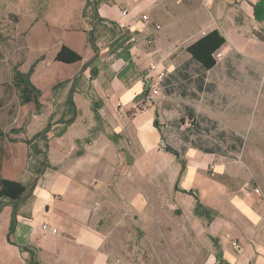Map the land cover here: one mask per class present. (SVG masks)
I'll return each mask as SVG.
<instances>
[{
	"label": "crops",
	"instance_id": "0c3cea01",
	"mask_svg": "<svg viewBox=\"0 0 264 264\" xmlns=\"http://www.w3.org/2000/svg\"><path fill=\"white\" fill-rule=\"evenodd\" d=\"M83 8L76 4V15L17 18L14 28L26 32L23 41L11 34L0 35V86L4 87L0 92V175L27 189L19 201L0 199V264H30L31 253L37 264H112L105 247L118 215L145 212L157 196L135 193L136 174L125 167L119 152L126 134L146 149L160 138L154 126L156 108L131 115L147 99L150 61L166 69L168 79L175 81L176 74L193 62L187 48L217 30L225 43L214 55L215 66L205 72L241 59L250 70L248 77L262 78L264 86V0H101L98 16L108 27L125 25L136 41L122 48L96 43V59L88 43L86 21L90 19L83 17ZM143 16L148 19L144 21ZM0 27L7 29V24ZM146 39L152 43L146 44ZM63 46L82 60L56 62ZM35 63L29 80L41 93L36 99L39 111L33 102L35 91L14 82V70L26 74ZM62 82L67 84L55 89ZM69 97L75 117L65 125L61 121L71 117ZM23 98L28 102H22ZM107 124L120 139L108 138ZM47 126L46 141H34L48 163L40 170L41 158L27 142ZM185 158L188 163L182 156L186 168L178 186L192 195L175 192L193 214L196 199L210 213L209 220L202 218L209 223L216 245L207 264L221 263L219 258L221 264H264V181L259 178L260 189L245 195L244 188L229 189L205 175L211 162L214 175L221 174L226 169L221 159L195 148ZM177 163L175 184L182 168ZM121 182L127 183L130 193H120ZM165 199L158 195L156 200L159 204ZM43 225L49 229L42 231ZM233 241L239 243L238 249ZM182 243L175 242L176 246Z\"/></svg>",
	"mask_w": 264,
	"mask_h": 264
},
{
	"label": "rangeland",
	"instance_id": "374dc122",
	"mask_svg": "<svg viewBox=\"0 0 264 264\" xmlns=\"http://www.w3.org/2000/svg\"><path fill=\"white\" fill-rule=\"evenodd\" d=\"M88 2L0 0V25L7 24V29L0 27V35L11 34L23 41L26 32L14 28L17 18L27 14L76 15V4H83L82 15L85 12L90 19L86 21L89 36L94 24L90 9H86ZM96 35L98 45L114 46L108 26L98 28ZM236 60L210 72L190 62L185 71L182 68L176 74L175 81L167 75L160 98L147 95L131 110V115H136L156 108L161 134L150 149L136 146L127 134L120 142L124 146L119 152L127 163L125 167L136 174L134 191L166 199L158 204L156 196L145 212L118 215L105 247L112 264H207L215 248L209 223L187 210V203L180 201L173 190L179 166L175 158L165 153V147L180 151L185 160L190 148L201 154L211 152L205 155L221 159L226 169L214 175L215 164L211 162L204 169L205 175L229 189L244 188L245 195L259 188V178L264 181V86L262 78L248 77V66L241 59ZM183 71L188 77L185 81L181 78ZM3 88L0 86V92ZM113 130L107 124L108 138L115 135ZM126 184L121 182L120 193H130ZM178 240L183 243L176 246Z\"/></svg>",
	"mask_w": 264,
	"mask_h": 264
},
{
	"label": "trees",
	"instance_id": "16d2710c",
	"mask_svg": "<svg viewBox=\"0 0 264 264\" xmlns=\"http://www.w3.org/2000/svg\"><path fill=\"white\" fill-rule=\"evenodd\" d=\"M101 0H96L95 5L97 6L100 3ZM89 8L90 12H91V16H92V20H91V24H94L99 18L98 15L96 13V10L94 8V2L92 0H90V2H88V4H86V9ZM83 16L85 17V12L83 13ZM107 26V22L104 21V19L98 20L97 24L95 25V27L93 28L92 32L89 34L88 36V43L92 46L93 50L97 53V35L96 32L98 30V28H100L101 26ZM110 33H111V41H112V45L116 46L117 48H122L124 43L127 41L126 38H122L120 36L119 31L116 29V26L111 25L110 27H108ZM225 38L223 36H221L217 30H214L210 33H208L207 35H205L203 38H200L198 40H196L193 44H191L188 48H187V53L190 54V59L191 61L197 63L200 68L203 71H209L211 70L215 64H216V60L214 59V55L216 52H218L220 50V48L224 45L225 43ZM114 46H110V47H114ZM82 60L81 56L77 55L76 53H74L73 51H71V49L63 46L60 51L57 52L56 56H55V61L56 62H60V63H64V64H75L77 62H80ZM36 66V63L33 65V67L30 68V70L28 71V73L26 74H22L16 70H14V82L16 83H20L22 84V86L24 88H28L31 87L35 93H36V97L33 100L34 105L37 109V111L40 110V105L37 103V100L40 96L41 93L35 89L33 86H31L30 84V76L33 72V68ZM93 76V75H92ZM67 84V82H62L60 84H58L56 88ZM70 97L67 100V104H68V109H69V115H71L70 118H68V120L66 121H61V123L67 125L68 123H71L73 120V117H75V111H74V105L73 103L70 101ZM22 102H28V100H26V98L22 99ZM156 119H158V115L156 114ZM154 120V126L159 129V125L157 123V120ZM49 126H47V128H45L42 132L38 133L37 135H34V137L32 138V140L28 141V144L32 145V152L34 155L39 156L41 158L40 160V167L39 169L42 170L44 167H47V160L44 161L43 156H44V152L43 150L38 149V145L34 144V141H46V133L48 132ZM3 133L0 130V136H2ZM46 148V145L44 146ZM165 152L169 153L171 155H173L177 161H179L181 163V171H180V175L179 178L177 180V183L174 185V191L180 192L182 194H187V195H192L191 191H182L180 190L178 184L179 181L181 179V176L184 172V169L186 168V164L185 161L182 159V154L180 151L173 149L171 147H165ZM209 154L211 152L209 151H205V154ZM26 187L24 185H22L19 182H15V181H9V180H5L3 179V177L0 175V199L2 200H8L10 202H14V201H19L22 199V197L25 195L26 193ZM196 197V196H194ZM194 215L197 218H206V219H210V213L207 209H205L199 202L198 199H196L195 201V206H194ZM12 225H14V217L12 218V222H11V228ZM28 251H30L27 248ZM32 255V259L30 261V264H37L35 263V255L33 253H31ZM219 262H223L221 261V259L219 258Z\"/></svg>",
	"mask_w": 264,
	"mask_h": 264
},
{
	"label": "built area",
	"instance_id": "2783aa9c",
	"mask_svg": "<svg viewBox=\"0 0 264 264\" xmlns=\"http://www.w3.org/2000/svg\"><path fill=\"white\" fill-rule=\"evenodd\" d=\"M122 15L126 16L127 12L123 11ZM142 19L144 21H146L148 19V17L143 16ZM116 29L119 31L120 36L122 38H126L127 41L125 43H130V44L135 43L136 39L133 36H129L127 34V29H126L125 25L119 23L116 25ZM145 42H146V44L150 45L152 43V40L146 39ZM216 57L219 58L220 55H216ZM147 72H148V76L146 77V84H147L146 95H148L151 98H160L161 97V90L163 87V82H164V79L167 77V70L164 68H161L157 62L151 61V63L148 66ZM258 191L259 190L257 189L256 192H258ZM48 229H49L48 226L43 225L41 230L47 231ZM51 233L55 234L56 231L52 230ZM232 246L236 249H238L240 247V245L237 241H233ZM218 264H221V263H218Z\"/></svg>",
	"mask_w": 264,
	"mask_h": 264
},
{
	"label": "water",
	"instance_id": "95a60500",
	"mask_svg": "<svg viewBox=\"0 0 264 264\" xmlns=\"http://www.w3.org/2000/svg\"><path fill=\"white\" fill-rule=\"evenodd\" d=\"M93 2H94V8H95V10H96V13H97V6L95 5V3H96V0H93ZM98 15V14H97ZM98 20H100V17L98 16ZM98 20L94 23V25H93V28L95 27V25L97 24V22H98ZM93 28H92V30H93ZM92 30H91V32H92ZM99 52V50L97 49V53ZM97 53H96V55H95V58L94 59H96L97 58ZM89 67V65H86L85 66V68H83L82 69V71L78 74V76L80 75V74H82L83 73V71L86 69V68H88ZM76 79H77V77L75 78V80H74V84H75V81H76Z\"/></svg>",
	"mask_w": 264,
	"mask_h": 264
}]
</instances>
